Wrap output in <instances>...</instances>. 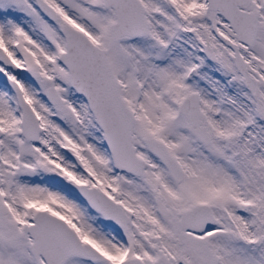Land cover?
<instances>
[{
    "label": "snow or ice",
    "instance_id": "snow-or-ice-1",
    "mask_svg": "<svg viewBox=\"0 0 264 264\" xmlns=\"http://www.w3.org/2000/svg\"><path fill=\"white\" fill-rule=\"evenodd\" d=\"M0 264H264V0H0Z\"/></svg>",
    "mask_w": 264,
    "mask_h": 264
}]
</instances>
